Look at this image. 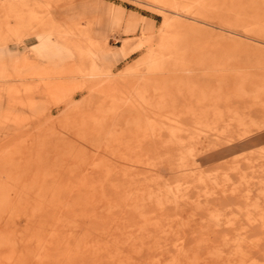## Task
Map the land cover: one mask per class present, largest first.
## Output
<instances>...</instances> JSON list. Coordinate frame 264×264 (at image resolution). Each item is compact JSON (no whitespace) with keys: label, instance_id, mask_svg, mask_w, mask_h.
Masks as SVG:
<instances>
[{"label":"rangeland","instance_id":"rangeland-1","mask_svg":"<svg viewBox=\"0 0 264 264\" xmlns=\"http://www.w3.org/2000/svg\"><path fill=\"white\" fill-rule=\"evenodd\" d=\"M0 264H264V0H0Z\"/></svg>","mask_w":264,"mask_h":264}]
</instances>
